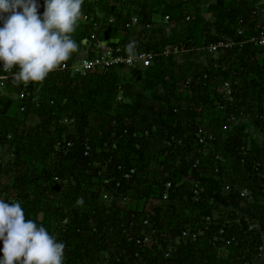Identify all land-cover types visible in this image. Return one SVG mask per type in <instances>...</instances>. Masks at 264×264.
Wrapping results in <instances>:
<instances>
[{"label":"trees","instance_id":"16d2710c","mask_svg":"<svg viewBox=\"0 0 264 264\" xmlns=\"http://www.w3.org/2000/svg\"><path fill=\"white\" fill-rule=\"evenodd\" d=\"M257 10L264 0H85L90 22H79L78 51L64 63L75 64L94 32L120 40L111 46L124 56L135 41L153 64L51 74L23 99L22 84L7 86L0 197L21 201L66 243L64 264L264 260V142L249 131L264 136V47L206 49L257 35ZM240 27L247 37L236 38ZM227 81L230 97L221 93ZM186 230L198 239L183 240ZM221 230L230 245L213 239Z\"/></svg>","mask_w":264,"mask_h":264},{"label":"clouds","instance_id":"9594fccd","mask_svg":"<svg viewBox=\"0 0 264 264\" xmlns=\"http://www.w3.org/2000/svg\"><path fill=\"white\" fill-rule=\"evenodd\" d=\"M84 3L85 0H43L44 10L41 13L40 0H0V64H2L0 78L7 70L11 72L5 86H1L0 83V96L8 94L7 86L14 82L23 85L24 91L19 97L25 98L29 94L26 89L32 83L47 80L51 75L49 73L78 51L79 45L73 34L84 18ZM89 22L90 17L86 24ZM96 28L98 30L99 26L96 25ZM93 34L97 36L96 33ZM119 41L110 39L104 42L97 37L96 41L92 42L91 38H86L83 41L85 47L82 52L89 48L91 52L96 51V55L98 49L94 43L111 46L117 45ZM135 45V41H130L126 45L130 60L138 55ZM113 48L122 51L119 46ZM235 119L234 117L232 121H236ZM217 159L223 162L222 155L219 154ZM170 188L167 185V189ZM83 203V197H79L77 204ZM184 232L190 233V238L184 239ZM184 232L183 240L198 239L197 233L190 230ZM217 233L219 232L214 236ZM194 234L197 238L193 237ZM0 242H2L0 264H64L65 261L66 243L59 240L44 224L28 218L19 200L9 201L0 197Z\"/></svg>","mask_w":264,"mask_h":264},{"label":"built area","instance_id":"2783aa9c","mask_svg":"<svg viewBox=\"0 0 264 264\" xmlns=\"http://www.w3.org/2000/svg\"><path fill=\"white\" fill-rule=\"evenodd\" d=\"M255 16L261 17V22L257 25L256 31L257 35H253L249 37L246 40H235L234 38H223L219 42L210 44L206 49L209 54H215L221 50H230L234 47H243L245 43H252L260 47H264V10H257L255 11ZM166 20H169V17H166ZM189 21V18L187 19ZM84 24H86L89 21V16L84 15V18L82 19ZM133 23L139 22L138 17H133L132 19ZM127 27H131V24H128ZM237 37H247V27L246 28H238L237 30ZM97 39V36L93 34L91 36V41L95 42ZM87 43V41L85 42ZM98 49L97 54L94 55V57L91 56V51H89V48L81 55L78 56L76 59V62L73 66H69L67 63H63L61 66H59L57 69L52 71V73L56 72H66L68 70L72 71L73 74H86L87 72H95L100 70H108L117 66H129V67H149L153 64L156 55L152 52H137L138 55L135 59L130 60L128 56H124L121 52V49H115L111 46H108L106 44L102 43H94ZM10 70H7V73L0 78L1 86H5V82L10 77ZM227 97H230L232 94L231 90V84L229 82H226L222 91ZM213 136L203 137L201 138L200 142L202 144L208 145L209 141H213ZM168 187H171L170 184H168ZM229 189V187H228ZM248 194L247 191L242 192V196H246ZM168 198V194L165 195V199ZM224 235V230H221L219 233H217L214 236L215 241H224L226 244L230 245L233 240L230 239H224L221 235ZM190 233L184 232L183 238H190ZM194 238H197V235H193Z\"/></svg>","mask_w":264,"mask_h":264},{"label":"rangeland","instance_id":"374dc122","mask_svg":"<svg viewBox=\"0 0 264 264\" xmlns=\"http://www.w3.org/2000/svg\"><path fill=\"white\" fill-rule=\"evenodd\" d=\"M206 10H210V11L215 10L214 3L207 4ZM205 16L209 19V18H211V13L210 12H206V15ZM80 53H83V52H80ZM201 60H204L203 57H201ZM120 101H121V99H120ZM246 120H248V119H246ZM249 131H250V136H251L252 139L259 141L260 144H263V142H264V136L262 135V133L260 132V130H258L256 127L250 126L249 127ZM262 251H264V248H263ZM257 262L264 264V260H259ZM259 263H257V264H259Z\"/></svg>","mask_w":264,"mask_h":264},{"label":"crops","instance_id":"0c3cea01","mask_svg":"<svg viewBox=\"0 0 264 264\" xmlns=\"http://www.w3.org/2000/svg\"><path fill=\"white\" fill-rule=\"evenodd\" d=\"M57 73H60V72H57Z\"/></svg>","mask_w":264,"mask_h":264}]
</instances>
